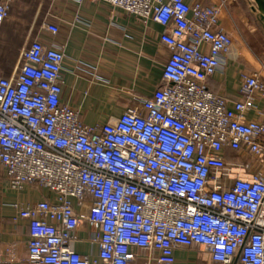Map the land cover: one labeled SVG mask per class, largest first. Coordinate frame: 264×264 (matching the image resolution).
<instances>
[{
  "label": "built area",
  "instance_id": "1",
  "mask_svg": "<svg viewBox=\"0 0 264 264\" xmlns=\"http://www.w3.org/2000/svg\"><path fill=\"white\" fill-rule=\"evenodd\" d=\"M13 1L0 0V25ZM88 1L160 25L169 55L151 95L104 123H83L61 97L65 44L54 40L55 22L29 32L12 71L0 75L7 186L52 194L12 203L28 222L30 264H172L178 247L220 264H264V105L256 101L264 76L242 73V98L231 104L209 89L233 46L220 5ZM81 226L96 257L75 249Z\"/></svg>",
  "mask_w": 264,
  "mask_h": 264
},
{
  "label": "crops",
  "instance_id": "2",
  "mask_svg": "<svg viewBox=\"0 0 264 264\" xmlns=\"http://www.w3.org/2000/svg\"><path fill=\"white\" fill-rule=\"evenodd\" d=\"M50 1L11 2L8 15L0 25V37L11 36L12 29L17 26L30 29L35 35L43 20L55 17ZM42 2L45 13L39 15ZM202 2L220 5L219 26L233 41L232 52L226 57L223 69L206 80L213 93L231 104L242 98L238 92L242 73L258 71L264 76V64L252 51L251 31L235 14L237 5L228 0ZM23 3L29 4V12L25 11ZM58 9L61 27L54 40L65 44L61 97L79 110L83 123L113 121L135 98L151 95L160 82L162 65L169 55L167 46L159 38L160 25L151 20L143 22L106 3L88 0H65L55 11ZM76 16L85 22L75 20ZM41 38L48 41L50 37L43 34ZM256 101L259 106L264 105V98L257 97ZM247 116L252 118L254 113L249 112ZM228 155L240 157L233 151ZM44 196L52 194L34 185H25L17 191L10 189L0 169V264H30L26 247L28 222L17 216L12 203L32 202ZM87 231L86 226L77 230L79 240L75 249L91 258L96 257L98 245L87 240ZM173 254L172 264H220L212 262L196 247H178Z\"/></svg>",
  "mask_w": 264,
  "mask_h": 264
},
{
  "label": "rangeland",
  "instance_id": "3",
  "mask_svg": "<svg viewBox=\"0 0 264 264\" xmlns=\"http://www.w3.org/2000/svg\"><path fill=\"white\" fill-rule=\"evenodd\" d=\"M232 4L237 5L236 16L240 17L241 23L246 25L245 27L251 31V36L249 40L251 42V48L254 54L259 58V60L264 64V34L261 25L257 19V12L252 9L254 2L252 0H228ZM52 14L55 17H49L47 20L57 23L61 27V15L60 10H57L58 6H62L65 0H52ZM24 4L25 11L30 9L29 4ZM36 5L33 3V8ZM45 13L44 2L39 6V15ZM30 29L17 26L12 29L11 36L0 37V74L8 75L10 73L18 59L20 50L22 46L26 43L27 37L29 35Z\"/></svg>",
  "mask_w": 264,
  "mask_h": 264
},
{
  "label": "water",
  "instance_id": "4",
  "mask_svg": "<svg viewBox=\"0 0 264 264\" xmlns=\"http://www.w3.org/2000/svg\"><path fill=\"white\" fill-rule=\"evenodd\" d=\"M254 5L252 9L257 12V19L261 25L264 34V0H252Z\"/></svg>",
  "mask_w": 264,
  "mask_h": 264
}]
</instances>
